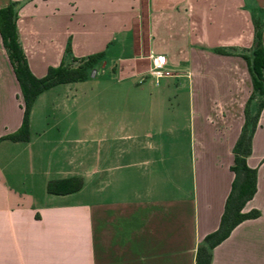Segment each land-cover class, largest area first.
<instances>
[{"label": "crops", "instance_id": "1", "mask_svg": "<svg viewBox=\"0 0 264 264\" xmlns=\"http://www.w3.org/2000/svg\"><path fill=\"white\" fill-rule=\"evenodd\" d=\"M9 3L33 77L69 57L102 56L85 80L35 97L27 141L0 140V264H195L230 189L251 90L244 61L211 49L250 47L252 3L264 52V0H0V8ZM156 56L167 63L154 81ZM21 118L0 41V138ZM263 122L264 107L246 158L255 192L241 209L259 216L213 247L209 264H264ZM66 179L81 187L46 193L48 181Z\"/></svg>", "mask_w": 264, "mask_h": 264}, {"label": "trees", "instance_id": "2", "mask_svg": "<svg viewBox=\"0 0 264 264\" xmlns=\"http://www.w3.org/2000/svg\"><path fill=\"white\" fill-rule=\"evenodd\" d=\"M15 3H9L0 8V41L11 66L15 80L19 86L22 100V118L19 128L12 134L3 136L0 140L24 142L28 139V113L35 97L42 91L57 85L75 83L85 80L101 61V53L83 58L69 57L68 63L60 64L55 68H48L41 78H35L28 70L24 54L17 39L15 28ZM260 14L261 11H259ZM252 42L249 48L236 52L233 48L222 50L213 48L211 52L223 56H237L246 66L250 80V93L244 104L242 115L243 123L238 137L232 147V164L229 167L233 174L228 195L223 204V210L215 231L207 234L195 250V264H209L210 252L213 247L223 241L230 231L244 220L255 219L258 211L251 210L242 213L243 205L251 199L255 192V169L248 168L246 158L251 150V138L256 128L258 116L264 107V52L262 48V16H251ZM70 52L67 44L64 54ZM255 104V111L251 114L249 106ZM81 187L79 179L48 181L45 186L47 194L63 195L77 191Z\"/></svg>", "mask_w": 264, "mask_h": 264}, {"label": "rangeland", "instance_id": "3", "mask_svg": "<svg viewBox=\"0 0 264 264\" xmlns=\"http://www.w3.org/2000/svg\"><path fill=\"white\" fill-rule=\"evenodd\" d=\"M247 7L249 8V12H250V19H251V16L253 15V16H255V17H261L262 16V14H260L259 13V11H261L260 9H258V8H256L252 3L250 4V3H248V5H247ZM262 18H263V16H262ZM232 48V47H231ZM236 52H240L241 50H244V49H247V48H233ZM161 57H163L165 60H166V57L165 56H161ZM230 57H236V58H239V57H237V56H230ZM166 63H167V61H166ZM244 76L246 77H244L243 79L246 81V85H247V74H246V72H245V74H244ZM255 111V104L253 105V107H249V112L252 114L253 112ZM261 140V141H263L264 140V122H263V124H262V126H261V128L259 129V131H257V134H256V140Z\"/></svg>", "mask_w": 264, "mask_h": 264}, {"label": "built area", "instance_id": "4", "mask_svg": "<svg viewBox=\"0 0 264 264\" xmlns=\"http://www.w3.org/2000/svg\"><path fill=\"white\" fill-rule=\"evenodd\" d=\"M166 60L161 56H156L151 59V68L148 71V75L156 81L163 75H165Z\"/></svg>", "mask_w": 264, "mask_h": 264}, {"label": "water", "instance_id": "5", "mask_svg": "<svg viewBox=\"0 0 264 264\" xmlns=\"http://www.w3.org/2000/svg\"><path fill=\"white\" fill-rule=\"evenodd\" d=\"M94 73V71H92V74Z\"/></svg>", "mask_w": 264, "mask_h": 264}]
</instances>
